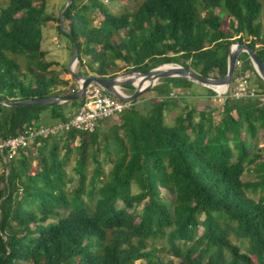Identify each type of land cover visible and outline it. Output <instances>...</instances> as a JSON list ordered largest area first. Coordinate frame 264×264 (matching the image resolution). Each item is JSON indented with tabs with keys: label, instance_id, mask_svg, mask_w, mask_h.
Listing matches in <instances>:
<instances>
[{
	"label": "trees",
	"instance_id": "1",
	"mask_svg": "<svg viewBox=\"0 0 264 264\" xmlns=\"http://www.w3.org/2000/svg\"><path fill=\"white\" fill-rule=\"evenodd\" d=\"M2 1L0 99L75 92L47 59L48 23L69 57L77 46V74L110 78L173 63L223 78L234 42L264 64V0H123L116 11L101 0H71L65 32L59 15L67 0L57 16L47 13V0ZM249 71L256 97L229 92L218 121L182 103L185 93L218 99L212 90L163 78L144 113L135 100L105 130L107 118L91 132L70 128L38 136L12 156L0 153V264H264V147L248 146L264 137V84L242 53L231 84ZM83 102L0 105V140L66 122ZM180 103L165 125V113ZM247 171L253 180L243 179Z\"/></svg>",
	"mask_w": 264,
	"mask_h": 264
},
{
	"label": "water",
	"instance_id": "2",
	"mask_svg": "<svg viewBox=\"0 0 264 264\" xmlns=\"http://www.w3.org/2000/svg\"><path fill=\"white\" fill-rule=\"evenodd\" d=\"M70 4L71 0H67L64 8L62 9L59 15V27L62 31H64V13L66 12ZM242 53L247 54L256 75L261 79L262 83L264 84L263 62L257 56L254 50H252L248 45L240 42H234L229 47V53L227 56V72L223 78L200 76L181 65L173 63L160 64L147 72L127 70L110 78H101L96 73H87L84 75L77 74L75 72V66L78 63V48L75 44H73V49L67 64L66 72L77 84V89L75 92L65 97L50 96L47 98L16 101L0 99V105H4L7 107L28 105H61L71 101L83 99L85 88L90 84H95L99 86L101 89L106 91L118 101L130 103L132 101H135L144 92L151 90L155 85L158 84L159 80L163 78H184L192 84L210 89L216 95L221 96L223 92H226L229 86L231 85L232 78L236 69V64L238 62V57ZM125 86L133 87V92L131 94H125L122 89ZM214 86L221 87L222 91H215L213 88Z\"/></svg>",
	"mask_w": 264,
	"mask_h": 264
},
{
	"label": "built area",
	"instance_id": "3",
	"mask_svg": "<svg viewBox=\"0 0 264 264\" xmlns=\"http://www.w3.org/2000/svg\"><path fill=\"white\" fill-rule=\"evenodd\" d=\"M247 77L248 75L236 77L233 85L229 86L222 95L226 96L230 92V96L235 99L256 97V93L246 86ZM83 99L80 110L66 122L42 126L39 129L29 128L14 138L0 140V153L6 150L9 156H12L19 147L27 146L38 136L46 137L59 131L65 132L70 128L91 132L100 119L116 116L129 106L128 102L118 101L95 84L85 88ZM3 160L5 161L4 157Z\"/></svg>",
	"mask_w": 264,
	"mask_h": 264
},
{
	"label": "rangeland",
	"instance_id": "4",
	"mask_svg": "<svg viewBox=\"0 0 264 264\" xmlns=\"http://www.w3.org/2000/svg\"><path fill=\"white\" fill-rule=\"evenodd\" d=\"M101 1L113 11L118 10V6L121 5L123 2V0H101ZM62 2H63V0H47V7H46L47 13H49V14L52 13L54 16L59 15ZM5 5H6V2L0 0V8L5 7ZM261 24L264 26L263 20H261ZM55 26H56L55 23H48L46 26L43 27V30H42L43 38H44L43 48L47 52V59L52 60V61L59 64L58 66H56L54 68L56 70H59V69L61 70L60 72H61V75L63 76V79L68 80V84L70 87L77 89V84L70 77V75L67 72L62 73V70L64 68L67 69V64H68V61L70 59L69 50L67 49L66 41L64 40V38L58 36L56 29H55ZM76 66H77V64H76ZM76 66H75V69H76ZM246 75H248L246 86L250 90L254 91L253 88H255L257 86V84L255 82L254 73L249 71L246 73ZM250 85H252V87ZM216 96L218 97V99H215V101H217V100L223 101L227 95L226 96L225 95H221V96L216 95ZM154 97H155V94L151 90L144 92L141 96H139L136 99L137 109L141 113L148 111L151 107V103L153 102ZM180 112H181V110L178 109L177 107H176V109H173V110L171 108L169 112H166L164 115L165 125L171 126L173 124L174 117L176 115H178V113H180ZM212 116H213L215 121H218L219 118L221 117V111L216 110V112H214L212 114ZM102 121H103L102 122V129L105 130L108 128V126H110L114 123H117L118 119H117V117H111V118H107V119L102 120ZM76 144H77V142H76ZM248 146H249L250 152L256 150V148L264 147V137L262 135H259L256 144L248 143ZM102 156L103 155L101 154L100 158H102ZM73 165H74V156L72 157V160L70 161L69 165L66 168V171H67L69 176L72 175ZM110 167H111L110 163H107L106 165H104L105 171H108L110 169ZM3 172H4V169L2 167H0V174ZM73 178H74V180H76V177H73ZM243 179L244 180H253L254 179L253 173L250 171L249 172L247 171L246 173H244ZM162 197L164 199L170 201V196L164 191H162Z\"/></svg>",
	"mask_w": 264,
	"mask_h": 264
},
{
	"label": "crops",
	"instance_id": "5",
	"mask_svg": "<svg viewBox=\"0 0 264 264\" xmlns=\"http://www.w3.org/2000/svg\"><path fill=\"white\" fill-rule=\"evenodd\" d=\"M67 50V49H66ZM63 79V76H60ZM200 95L193 96L192 94L190 95L189 93H185L182 97V103H186L192 106H201L203 107V110L206 112H211L212 114L216 112V110L221 111V105H222V100L215 101L214 98L208 97L207 95L203 94V92L199 93ZM182 104L180 103L177 108L182 109Z\"/></svg>",
	"mask_w": 264,
	"mask_h": 264
},
{
	"label": "bare ground",
	"instance_id": "6",
	"mask_svg": "<svg viewBox=\"0 0 264 264\" xmlns=\"http://www.w3.org/2000/svg\"><path fill=\"white\" fill-rule=\"evenodd\" d=\"M213 88H214V90H215V91H217V92H220V91H222V88H221V87L214 86Z\"/></svg>",
	"mask_w": 264,
	"mask_h": 264
}]
</instances>
